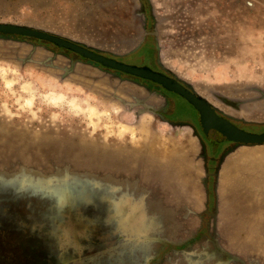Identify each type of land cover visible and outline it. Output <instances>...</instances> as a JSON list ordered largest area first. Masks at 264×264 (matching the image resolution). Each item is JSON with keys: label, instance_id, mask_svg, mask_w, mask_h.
Segmentation results:
<instances>
[{"label": "rangeland", "instance_id": "rangeland-1", "mask_svg": "<svg viewBox=\"0 0 264 264\" xmlns=\"http://www.w3.org/2000/svg\"><path fill=\"white\" fill-rule=\"evenodd\" d=\"M144 2L0 0V22L131 65L156 55L264 131V0ZM57 50L0 37V264H264V143L214 142L180 96L162 118L144 87Z\"/></svg>", "mask_w": 264, "mask_h": 264}, {"label": "water", "instance_id": "water-1", "mask_svg": "<svg viewBox=\"0 0 264 264\" xmlns=\"http://www.w3.org/2000/svg\"><path fill=\"white\" fill-rule=\"evenodd\" d=\"M0 35L21 36L52 43L56 47L70 50L87 60L89 64H100L107 69L125 72L130 75L149 80L165 90L175 93L185 99L198 113L202 133L217 143L230 141L235 145H256L264 143V132L255 133L240 128L234 124L233 119L207 100L197 94L186 82L173 74H166L152 70L147 66H136L108 57L96 49L73 41L58 34L17 23L0 22ZM216 175V172L213 173ZM214 212H215V208ZM207 214L208 210H204ZM164 242V240H161ZM215 242V240L213 241Z\"/></svg>", "mask_w": 264, "mask_h": 264}, {"label": "flooded vegetation", "instance_id": "flooded-vegetation-1", "mask_svg": "<svg viewBox=\"0 0 264 264\" xmlns=\"http://www.w3.org/2000/svg\"><path fill=\"white\" fill-rule=\"evenodd\" d=\"M140 2H141V4H142V6L144 7V11H145V8H146V5H145V0H139ZM145 21L146 22H148V15H147V13L145 12ZM152 20V19H151ZM0 37H15V38H26V37H21V36H6V35H0ZM37 40V39H36ZM152 42V41H151ZM46 43H48V42H46ZM143 43H148L147 41H145V42H143ZM49 44H52V43H49ZM58 48V50L57 51H59L61 54H63L64 56H66L67 58H69L70 60H71V62L73 63V62H76V61H83V62H86V63H88L87 62V60L85 59V58H83L82 56H80V55H78V54H76V53H74V52H72V51H70V50H67V49H63V48H59V47H57ZM135 52V51H134ZM134 52H132V53H130L129 55H133L134 54ZM102 53V52H101ZM102 54H104V55H106V56H108V57H112V58H114V59H116V60H118V61H122L123 60V57H116V56H112V55H107V54H105V53H102ZM89 64V63H88ZM94 66H96V67H98V68H100V69H103V70H105V71H107V72H111L113 75H116V76H118L119 78H121V79H127V80H132V81H134V82H136L138 85H140V86H142V87H144L146 90H147V93H148V95L149 96H154L156 99H159L158 101L160 102H158L159 104L157 105L158 106V108H156V109H154V113L156 114V115H158V116H161L162 118H167L169 115H173V113H174V111H175V108H176V100H175V96L177 95V94H175V93H172V92H169V91H167V90H165L164 88H162L161 86H159V85H157L156 83H154V82H151V81H149V80H144L143 78H140V77H136V76H133V75H130V74H128V73H125V72H121V73H118L116 70H113V69H107L106 67H104V66H102V65H100V64H97V65H94ZM136 66H138V65H136ZM150 68V67H149ZM152 70H155V71H159V72H165L166 74H170L169 72H167V71H165L164 69H162L159 65H158V63H157V61H156V55H155V62H154V65H153V67L151 68ZM177 96H179V95H177ZM181 97V96H180ZM182 98V97H181ZM185 100V99H184ZM196 111V110H195ZM197 112V111H196ZM197 116H198V113H197ZM197 122H198V124H199V116H198V118H197ZM233 122H234V124H236L237 126H239L240 128H244V129H247V127L246 126H244V125H240L238 122H236V121H234L233 120ZM199 126H200V124H199ZM201 128V127H200ZM248 130V129H247ZM202 131V130H201ZM262 132H264V131H262ZM260 133V132H259ZM204 135V134H203ZM205 136V135H204ZM206 137V136H205ZM210 139V138H209ZM211 140V139H210ZM213 141V140H212ZM227 143H232V142H230V141H226ZM226 142H222V143H226ZM233 144V143H232ZM234 145V144H233ZM218 160H219V158H215V156H206L205 155V161H206V164L207 163H209V162H212V163H217L218 162ZM215 169H216V167L214 166L213 167V170H212V172H209V176H208V178H214L215 177V175L213 174L214 172H215ZM214 208V207H213ZM213 208H211V211H209L210 213H213L214 212V209ZM206 212L204 211L203 212V219H202V221H203V226L204 227H206L207 228V226H208V216L209 215H211V214H207V217H206ZM197 237H198V235H196L193 239H192V241H189V242H183V246H181L179 249H181V248H183V247H186V246H188V245H190L192 242H194L196 239H197ZM214 240H212V242H213ZM213 245H214V247H215V249L216 250H218V251H220V248H219V246H218V244H217V242L215 241V242H213ZM166 246H170L171 247V245H169V244H165L164 245V249H165V247ZM168 248V247H167ZM175 248H176V246H175ZM220 252H222V256H225V257H227V254L225 253V252H223L222 250L220 251Z\"/></svg>", "mask_w": 264, "mask_h": 264}, {"label": "bare ground", "instance_id": "bare-ground-1", "mask_svg": "<svg viewBox=\"0 0 264 264\" xmlns=\"http://www.w3.org/2000/svg\"><path fill=\"white\" fill-rule=\"evenodd\" d=\"M54 97H55V95H54ZM63 98V95L62 94H58V96H56V98H55V101H60L61 99Z\"/></svg>", "mask_w": 264, "mask_h": 264}, {"label": "trees", "instance_id": "trees-1", "mask_svg": "<svg viewBox=\"0 0 264 264\" xmlns=\"http://www.w3.org/2000/svg\"><path fill=\"white\" fill-rule=\"evenodd\" d=\"M194 237H195V236H194ZM194 237H192V238H190V239L186 240V242L192 241V239H193ZM181 246H183V243H182V244H180V245H178V246H176V247H181Z\"/></svg>", "mask_w": 264, "mask_h": 264}]
</instances>
